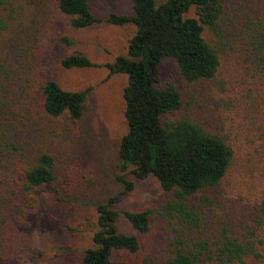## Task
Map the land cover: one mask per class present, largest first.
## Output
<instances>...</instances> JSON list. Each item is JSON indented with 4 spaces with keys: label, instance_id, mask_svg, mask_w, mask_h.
<instances>
[{
    "label": "rangeland",
    "instance_id": "obj_1",
    "mask_svg": "<svg viewBox=\"0 0 264 264\" xmlns=\"http://www.w3.org/2000/svg\"><path fill=\"white\" fill-rule=\"evenodd\" d=\"M87 1L97 16L132 12V0ZM222 1L237 23L240 15L251 14L262 0ZM187 15L195 16L194 10ZM135 31L131 24L73 28L52 10V0H25L10 31L0 38L16 78V91L7 101V112L1 113L0 148L5 157L12 149L4 148L5 141L16 146L13 157L45 148L54 156L56 174L55 183L30 192L31 206L20 215L13 208L17 195L8 198L5 193L0 203V264H81L84 251L93 246L97 205L117 194L111 207L118 213V228L138 235L142 256L157 264L169 257L173 233L163 207L170 193L148 177L134 179L132 190L120 194L125 185L117 177V147L127 130L123 97L127 75L108 76L105 67L65 69L60 64L73 50L96 63L112 62L126 54ZM62 36L72 44L62 43ZM204 37L210 38L206 31ZM49 79L67 90L91 87L79 120L44 113L39 85ZM165 84H173L183 96L176 115L194 117L224 136L235 150L229 172L209 191L211 202H201L203 223L197 235L209 240L224 231L247 235L254 226L257 204L264 198V105L256 102L255 87L232 54L222 59L217 75L203 84L184 83L175 60L165 58L157 85ZM57 195L66 200H56ZM145 208L151 211L150 227L138 233L125 212ZM261 233L264 236V229ZM113 258L141 264L125 250L115 251ZM255 264H264V253Z\"/></svg>",
    "mask_w": 264,
    "mask_h": 264
},
{
    "label": "trees",
    "instance_id": "obj_2",
    "mask_svg": "<svg viewBox=\"0 0 264 264\" xmlns=\"http://www.w3.org/2000/svg\"><path fill=\"white\" fill-rule=\"evenodd\" d=\"M24 3L25 0H0V38L10 31ZM191 9L195 16L187 15ZM52 10L77 29L103 23L131 24L136 28L126 54L116 56L112 62L96 63L73 50L64 55L60 64L65 69L105 67L108 76L127 75L123 88L127 130L117 147V177L125 185L120 194L132 190L134 179L148 177L170 193L163 214L173 234L170 255L161 264L258 263L264 253V198L257 204L254 226L247 235L224 231L211 240L197 235L203 223L201 202H211L209 191L218 187L229 172L235 150L224 136L207 129L194 117L176 115L183 103L181 92L173 84H157L165 58L175 60L184 83L203 84L217 75L222 59L232 54L255 87L256 102L264 105V0L251 14L240 15L237 23L222 0H132L131 13L102 16L94 14L87 0H52ZM204 31L209 39L204 37ZM60 40L66 46L72 44L67 36ZM13 73L0 39V120L7 101L11 102V93L16 91ZM90 90L91 87L67 90L55 80H45L39 85L42 110L49 116L65 115L76 122L83 115ZM3 145L12 149L5 157L0 148V203L7 192L8 198L17 195L19 201L13 203V208L20 215L31 206V191L56 182L55 159L45 148L13 157L16 146L7 141ZM57 196L58 201L66 200ZM117 196L97 205L93 246L84 251L81 264H128L114 260L117 250L141 259V264H157L141 255L137 234L118 228V213L111 207ZM150 213L145 208L126 211L125 216L138 233H145L150 227Z\"/></svg>",
    "mask_w": 264,
    "mask_h": 264
}]
</instances>
